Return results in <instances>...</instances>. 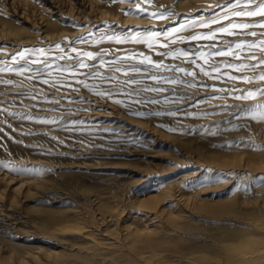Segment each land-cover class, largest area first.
Returning a JSON list of instances; mask_svg holds the SVG:
<instances>
[{
	"label": "rangeland",
	"instance_id": "374dc122",
	"mask_svg": "<svg viewBox=\"0 0 264 264\" xmlns=\"http://www.w3.org/2000/svg\"><path fill=\"white\" fill-rule=\"evenodd\" d=\"M108 1L98 6L107 13L100 19L52 16L57 38L49 44L13 52L12 43L0 44V264H19L11 255L23 258L37 245L64 253L32 264H128L137 245L128 234L145 231L151 249L179 263L189 251L217 254L223 238L251 235L250 217L264 219V168L245 166L264 162V96L237 98L264 89V15H232L264 0L238 8L229 0L188 8L182 0H130L131 8ZM0 2L1 20L27 25ZM241 22L253 26L219 32ZM212 31L215 39H187ZM242 41L227 55L200 56ZM145 56L165 67L141 63ZM151 188L162 190L157 202L139 206ZM229 200L233 214L209 211Z\"/></svg>",
	"mask_w": 264,
	"mask_h": 264
},
{
	"label": "bare ground",
	"instance_id": "6f19581e",
	"mask_svg": "<svg viewBox=\"0 0 264 264\" xmlns=\"http://www.w3.org/2000/svg\"><path fill=\"white\" fill-rule=\"evenodd\" d=\"M195 1L197 0H182L180 4L184 5L183 8H188L185 6H188ZM224 1L227 0H204V2L213 3L215 5H218ZM2 2V13L16 18L19 23L27 24L25 27H19L14 24V22L0 19V44L3 42L12 43L13 46L9 51L13 52L16 51L15 46L25 45L28 43L35 44L34 41H41L40 45H46L53 42L57 37L55 36V34H51L48 29V25L52 16H55L57 18L56 20L59 21L66 16V13L72 14L74 12H78L82 20L84 19L83 21H87V18L90 15H93L95 19H100L107 16V13L99 9L98 6L106 4L109 1L2 0ZM124 6L132 7L134 6V4L129 0L127 4L122 5V7ZM203 17L211 16L210 14L206 13ZM90 22H93V20H91ZM22 33H27L28 37L26 39L18 38L16 41H13L14 39H12L11 36L19 35ZM110 115L111 114H109V116ZM131 127L129 126L126 129L128 131H132ZM138 132L139 131L133 130L132 134H138ZM221 161L231 164L235 160L227 158ZM241 161L242 159L240 161L237 160L236 162H239L238 165L241 166ZM260 165L261 166L251 163L250 161L245 163V166L260 169L264 168V162H261ZM152 166H157V164H152ZM179 178H185V176L180 175ZM162 183L163 182L161 181L154 182V184H157L161 187L163 186ZM18 189L19 188L10 187L8 190L9 192H15ZM1 193L4 192L2 191ZM161 194L162 190L151 188L150 190H147L143 195L138 197L136 203L139 204V206L141 205L150 208L153 204H155V201L157 202ZM183 199L184 202L189 200V198L187 197H183ZM262 206L264 207V202L262 203ZM215 209L221 211V213L223 214H233V212L236 210V207L234 202H232L231 200L219 202L216 201V203H213V205H211L209 211ZM167 220L173 223L177 220V218L175 216H170L167 217ZM249 221L254 228V230L249 232V234L251 235L243 237L239 236L237 238H234L230 242L231 244H227V240L223 238L217 244L219 252L215 255L210 254V252H199L197 250L189 251L183 256L178 255V259H181L179 260V263H176L174 260L165 259L163 253L156 252L151 249V245L154 242L149 237L143 238L145 234L150 231L129 233L128 236L133 238V241H135V244H137L138 246L136 245L134 252L129 250L131 251V253L128 255V264H264V219H259V217H250ZM33 248L36 252H29L27 253V256L23 258L17 256L16 253H14L11 255V258L16 259L19 264H32L33 262L38 263L39 261H41V258L61 257L64 253L62 250H49L39 245L34 246Z\"/></svg>",
	"mask_w": 264,
	"mask_h": 264
},
{
	"label": "snow or ice",
	"instance_id": "6c2138e0",
	"mask_svg": "<svg viewBox=\"0 0 264 264\" xmlns=\"http://www.w3.org/2000/svg\"><path fill=\"white\" fill-rule=\"evenodd\" d=\"M257 0H229V4L227 5V7H231V8H238V7H247V5H251V4H256ZM257 14H261L264 15V2H261L257 5V7L255 9L252 10H245V11H235L232 13V15L236 16V17H255L257 16ZM155 15V14H153ZM217 21L214 19L211 21V23H216ZM203 23V22H202ZM253 25H250L249 23H231L229 24L227 27H223L221 29H219L220 33H224V34H233L232 32H230V29H239V30H245L248 29L250 27H252ZM261 27H264V25H260ZM182 27H189L187 25L182 26ZM181 29H173V32H179ZM152 35H158V34H152ZM170 35V34H169ZM251 35H255V33H251ZM217 37V32L216 31H212L209 32L207 34H196L191 36L190 39L192 41H198L201 39H215ZM107 39L109 40H114L117 43H122L123 40H121L119 37L113 36V37H107ZM125 39H131V36L129 37H125ZM135 42L139 43V40H136ZM262 44H264V41L261 42ZM246 42H239L236 43L235 45L231 46L227 51H216L215 53L212 52H200V56L201 57H209L214 55H218V56H223V55H227L229 52H232L234 49H240L242 48V46H245ZM152 44H149V47H152ZM163 46V45H162ZM250 47H254L255 45H247ZM19 55L23 56V53H20ZM89 56H91V54H88ZM169 56H175L176 58H180V57H184V58H189L190 54L187 52H182V53H176V52H169L168 53ZM141 63H147V65L149 67L151 66H155L157 68H163L165 67V65L163 64H154L153 61L150 60L149 57H143V59L141 60ZM82 67H84L85 65L81 64ZM224 67L227 68H247L249 67V65H232V64H227L224 65ZM4 69H0V71H3ZM8 71H11V69H8ZM21 71H24V69H21ZM30 71V69H29ZM201 71H204V69L202 68ZM222 69L217 67L213 69V72L219 73L221 72ZM206 75H211V72H205ZM232 79H236L235 77H230ZM261 79H264V77H261ZM46 83V81H45ZM100 95H104L105 93H99ZM257 95L260 96H264V89H260L258 92H254V91H247L244 95H242L241 97H237L238 99H242V100H247L249 98H254ZM143 102V101H141ZM117 103H120L119 101H117ZM261 109H264V105L260 106ZM136 115H144L143 113H139L137 112ZM261 118L264 119V111L261 112Z\"/></svg>",
	"mask_w": 264,
	"mask_h": 264
}]
</instances>
